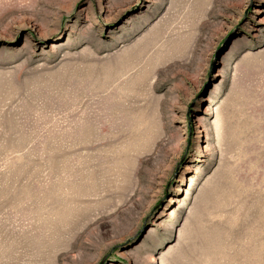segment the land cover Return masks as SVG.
Instances as JSON below:
<instances>
[{"label": "rangeland", "instance_id": "rangeland-1", "mask_svg": "<svg viewBox=\"0 0 264 264\" xmlns=\"http://www.w3.org/2000/svg\"><path fill=\"white\" fill-rule=\"evenodd\" d=\"M0 264H264V0H0Z\"/></svg>", "mask_w": 264, "mask_h": 264}]
</instances>
